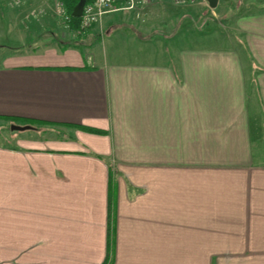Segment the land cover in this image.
Wrapping results in <instances>:
<instances>
[{
	"label": "crops",
	"instance_id": "obj_1",
	"mask_svg": "<svg viewBox=\"0 0 264 264\" xmlns=\"http://www.w3.org/2000/svg\"><path fill=\"white\" fill-rule=\"evenodd\" d=\"M252 1L230 18L239 48L180 35L170 57L113 62L29 46L49 5L0 4V48H20L0 55V264H264V1Z\"/></svg>",
	"mask_w": 264,
	"mask_h": 264
},
{
	"label": "rangeland",
	"instance_id": "obj_2",
	"mask_svg": "<svg viewBox=\"0 0 264 264\" xmlns=\"http://www.w3.org/2000/svg\"><path fill=\"white\" fill-rule=\"evenodd\" d=\"M251 1L218 0V7L209 8L205 0H198L189 5L173 3L160 8L157 5L148 6V4L131 11L112 12L105 16L100 24L87 30L84 35L73 41L71 38L74 39L76 34L65 29L57 19L53 12V0H18V3L15 0H0V4L4 12L5 8L13 5L17 8L23 4L28 9H38L40 5L46 7L49 5L43 13L34 14L35 19L40 17L38 21L45 27L31 31L29 46L65 45L70 42L69 45L76 44L79 49H84L90 56L93 53L113 62L121 59L158 61L160 57H170L173 55L169 50L172 45L167 41L180 35L184 36H180L181 38H177L176 41L181 43L187 39L186 36L222 33L225 39L218 45L239 48L240 37L232 29L230 18L233 14L241 13L252 5ZM261 1L264 0H253L252 2ZM237 5H240L239 9L234 10ZM5 46L6 49L0 48V55L20 49ZM3 127L5 131L12 132L10 126L3 125ZM0 141L3 140L0 138Z\"/></svg>",
	"mask_w": 264,
	"mask_h": 264
},
{
	"label": "built area",
	"instance_id": "obj_3",
	"mask_svg": "<svg viewBox=\"0 0 264 264\" xmlns=\"http://www.w3.org/2000/svg\"><path fill=\"white\" fill-rule=\"evenodd\" d=\"M162 0H92L84 4L79 16L78 28L85 32L100 24L109 13L134 10L153 2ZM176 5H189L198 0H168ZM53 12L63 27L71 31V15L68 13L63 0H53Z\"/></svg>",
	"mask_w": 264,
	"mask_h": 264
},
{
	"label": "trees",
	"instance_id": "obj_4",
	"mask_svg": "<svg viewBox=\"0 0 264 264\" xmlns=\"http://www.w3.org/2000/svg\"><path fill=\"white\" fill-rule=\"evenodd\" d=\"M92 0H86V3L88 2H91ZM63 2L65 3V6H66V9L68 11V13L71 15V33H75L76 36L73 38H71V40H75L76 38H79L81 37L82 35L85 34V32L79 30V26H78V23H79V17H74L72 15V10H73V7L76 5V3L78 2V0H63ZM91 29V28H90ZM89 30V29H88ZM70 43V42H69ZM69 43L65 44V46H74L76 44H72L69 45ZM78 128L84 130V131H87V132H91V133H95V134H105L106 132L104 130H101V129H98V128H94V127H89V126H84V125H77ZM107 257H106V260L104 261V263L102 264H107Z\"/></svg>",
	"mask_w": 264,
	"mask_h": 264
},
{
	"label": "water",
	"instance_id": "obj_5",
	"mask_svg": "<svg viewBox=\"0 0 264 264\" xmlns=\"http://www.w3.org/2000/svg\"><path fill=\"white\" fill-rule=\"evenodd\" d=\"M207 2V5L209 8H215L217 3H218V0H205ZM86 0H78V2L76 3V5L73 7V10H72V15L74 17H79L82 13V9H83V6L85 4ZM30 126L29 125H11L10 128L12 130H24V129H27L29 128Z\"/></svg>",
	"mask_w": 264,
	"mask_h": 264
}]
</instances>
